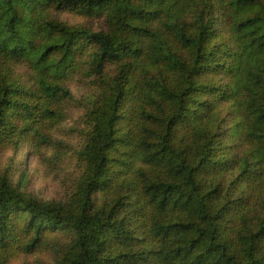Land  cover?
<instances>
[{"label":"trees","instance_id":"obj_1","mask_svg":"<svg viewBox=\"0 0 264 264\" xmlns=\"http://www.w3.org/2000/svg\"><path fill=\"white\" fill-rule=\"evenodd\" d=\"M1 144L0 264H264V0H0Z\"/></svg>","mask_w":264,"mask_h":264},{"label":"rangeland","instance_id":"obj_2","mask_svg":"<svg viewBox=\"0 0 264 264\" xmlns=\"http://www.w3.org/2000/svg\"><path fill=\"white\" fill-rule=\"evenodd\" d=\"M20 64L21 65L18 64L17 66V71L21 74L22 79L25 80V83L28 85L29 82L26 77L28 70L24 64ZM80 76L82 75H74V82L71 84V90L76 96H80L85 91V87L81 80H79ZM80 110L81 108L73 101L64 105L63 111L65 116L63 125L67 127L70 115L77 113ZM22 149L24 151L16 157V161H21L30 172L31 178L28 176L25 177L26 182L24 188L26 191L38 199H42V195H61L66 190V186L72 178V174L75 170L74 164L61 170H55L40 159L38 155L40 151L34 155V159L30 160L29 158H23V155L26 152V144L23 145ZM14 153L15 146L13 144L0 145V155L2 157L1 162L6 163L12 161ZM16 177L17 172L15 173V178ZM62 241L61 237L55 238L53 235L48 234L43 237L42 241L34 251L22 256L17 260L16 264H47L48 262H51V259L54 256V249L59 247V244Z\"/></svg>","mask_w":264,"mask_h":264}]
</instances>
